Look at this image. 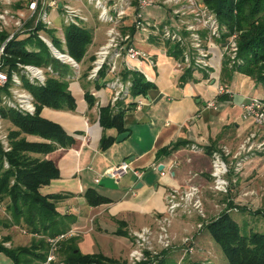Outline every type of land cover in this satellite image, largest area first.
<instances>
[{
    "label": "crops",
    "instance_id": "1",
    "mask_svg": "<svg viewBox=\"0 0 264 264\" xmlns=\"http://www.w3.org/2000/svg\"><path fill=\"white\" fill-rule=\"evenodd\" d=\"M56 1L58 7L55 10L47 7L52 22L56 24L60 19L56 25L63 32L65 25L61 5H74L85 15L86 20L79 26L91 30L92 40L78 64L79 71L74 70V74L66 78L68 90L75 100V108L58 110L44 107L41 110L40 115L59 124L73 142L68 147H57L47 154H35L41 159L52 161L59 172L58 178L42 186L40 192L60 195L56 201V210L65 223V231L73 232L62 243L60 251L65 243L73 241L80 252L86 245L89 249L92 247V252H81L82 254H102L115 260H125L128 259L132 246V232L142 227L156 228L165 208V194L171 187L195 184L202 192V200L206 201L207 195L204 192H210L208 188L211 190L209 172L212 151L225 146L235 152L241 140L249 131L254 130L252 123L242 118L241 104L252 96L264 97V86L234 72L227 82L234 91L233 96L219 95L216 93V84L220 72V56L215 46L211 47L214 53L212 76L216 77L213 83L212 78L205 77L199 71H189L185 75L186 70H180L176 66V56L170 44L133 30L131 35L135 47L150 53L155 65L150 66L147 62L136 59L131 63L138 66L139 70L131 71L123 65L119 75L123 79L125 71L140 73L150 86L144 94L130 99L123 98L118 106H111L114 91L108 90L107 83L114 79V74H105L95 81L83 76L96 51L106 43L109 25L97 19L96 9L86 0ZM127 1L130 6H135L134 15L137 0ZM198 2L204 5L202 0ZM168 9L154 1L153 6L142 12L144 16L152 17V20L159 23L172 22L168 13L171 9ZM199 33L203 34V31L199 30ZM225 40L226 38L223 41ZM60 44L65 46L61 41ZM85 92L94 100L91 106L85 98ZM138 100L143 102L139 109L136 108ZM212 100L216 101V109L206 107L207 102ZM107 105L125 110L123 132L128 131L129 135L120 142L116 141V137L122 132L116 128L104 129L99 123V110ZM258 133L260 137H264L263 128ZM25 137L28 141L43 140L28 134ZM103 137L113 138L114 141L102 147ZM193 144L197 145V151L190 148ZM122 161L128 162V172L119 179L109 177L106 171ZM160 164L166 169L171 168L170 175H159ZM245 167L242 174L247 181L243 187L244 196L240 195L239 199L242 204L257 206L259 199L254 200L249 191L258 194L254 185L259 184L262 201L264 200V154L256 153ZM134 170L140 171L141 176L137 177ZM235 176L233 171L229 173L230 186ZM234 182L236 181L233 184ZM87 191L106 198L107 202L88 204ZM211 192L215 199L223 198L222 204L218 200H212L213 206L220 207L226 203L235 206L233 203L237 199L230 190L227 194ZM199 223L204 224V221L197 215H182L173 219L170 234L178 247L173 253H166L163 263L182 264L184 245L178 242H182L185 237H191L196 242L197 255H203L211 247L216 250L218 257L219 249L205 228L197 229ZM1 256L5 255L0 254V258Z\"/></svg>",
    "mask_w": 264,
    "mask_h": 264
},
{
    "label": "trees",
    "instance_id": "2",
    "mask_svg": "<svg viewBox=\"0 0 264 264\" xmlns=\"http://www.w3.org/2000/svg\"><path fill=\"white\" fill-rule=\"evenodd\" d=\"M202 2L215 13L220 24L226 27L228 33L224 37L238 33L237 57L241 63L233 67L232 71L264 86V0ZM40 33L48 36L59 51L67 53L77 63L82 61L92 40L89 28L64 26V50L55 37L54 30L38 22L31 29L15 34L4 45L3 69L8 72L16 70L17 63L33 64L50 68L51 71L44 85H33L23 79L25 87L35 99L34 115H23L12 109L0 108L3 116L9 118L16 128L9 132L10 149L4 151L0 144V201H7L6 210L13 225L22 226L29 234L41 237L36 243L32 241L29 247L7 248L0 242V254L8 257L13 264H40L47 251L43 237L65 232V223L56 210V201L60 195L40 192L42 186L58 178V169L52 161L34 157L32 154L43 155L57 147H68L72 144L73 139L59 124L45 119L40 113L44 107L58 110L75 108V100L68 90L66 79L74 74V70L70 64L51 54L48 46L39 38ZM6 36V32L0 34V44ZM224 71H228L226 67ZM188 72L189 70L185 71V75ZM100 75L103 77L104 72ZM123 80H131L130 93L133 96L144 94L150 86L143 75L137 72L125 71ZM85 98L90 106L94 103L88 92H85ZM116 104L118 106L120 102ZM124 113V109H114L107 105L99 110V123L104 129L116 128L123 132ZM27 134L43 140L28 141L25 137ZM113 141V138L103 137L101 146H108ZM86 200L90 205L107 202L106 198L91 191H87ZM227 207L234 206L229 203ZM205 229L221 249L226 264H264V233L241 231L240 225L228 210H223L218 217L207 223ZM66 244L68 245L64 247L63 254L64 260L69 264L113 263L112 259L102 254H82L73 241ZM163 259L159 264H166Z\"/></svg>",
    "mask_w": 264,
    "mask_h": 264
},
{
    "label": "built area",
    "instance_id": "3",
    "mask_svg": "<svg viewBox=\"0 0 264 264\" xmlns=\"http://www.w3.org/2000/svg\"><path fill=\"white\" fill-rule=\"evenodd\" d=\"M89 4H92L97 11V19L103 23L109 25L107 30V41L101 46L95 53L96 58L93 61L92 68L88 75V79L95 78L100 71L105 70L106 74H114V79L108 86L114 91L113 101L126 98L130 93L131 82L130 80L123 81L120 75L115 74L118 66L125 65L128 70H139L138 66H135L131 61L141 58L146 61L150 66L155 65V61L148 53L143 50L137 49L130 44L131 35L129 33L121 31L118 27V22L121 18L126 16L127 9H129L130 2L127 0H86ZM154 1L158 4L167 5L174 4L175 8L169 12L171 18L172 14L178 15L177 24H164L158 26L154 21H146L143 15V9L153 6ZM39 7V19L42 20L46 26L51 25V18L47 7L55 10L58 7L56 0H35L31 2L29 11H31L30 17L37 12ZM112 9V10H111ZM205 5H200L198 0H137V8L133 16V26L135 30L147 35L159 36L161 40L171 41L175 44H189L192 48L197 49L199 52L203 51L204 37L199 33L201 28H208L211 35L217 36L219 39L222 34L227 32L224 25L219 29V25L215 19L214 14L211 13ZM210 13V14H209ZM8 11L0 13V21L4 20ZM186 14V15H185ZM23 16V13H20ZM61 16L65 26L75 25L79 26L80 23L86 20L85 15L80 8L75 7L69 3L61 5ZM190 16L193 18L191 21ZM187 18V19H184ZM194 22V23H193ZM180 23V24H179ZM21 19L16 21L18 28L21 26ZM155 26L156 31H150L148 26ZM182 28L188 32L182 35L180 32ZM23 32V31H21ZM15 34L12 33L3 42L0 47V88H7L9 95L2 98V105L8 109L15 110L23 115H34L36 111L35 99L32 94L25 88L23 79L27 80L33 85H44L46 81V72H51L50 68H44L33 64H21L17 63V69L8 72L3 69L2 55L4 53V45L13 38ZM39 38L48 46L51 54L64 63L70 64L72 67H77L78 64L67 53L59 51L52 43L51 39L40 33ZM236 34H232L226 38L225 42L227 47L230 46L233 50L232 63H241L240 59H237L238 46L235 41ZM60 41L65 44L63 32L60 33ZM132 40V39H131ZM222 40V39H221ZM224 40V39H223ZM198 52V54H199ZM187 53H184L186 55ZM197 54V56H199ZM204 56L205 53H204ZM182 58V56L180 57ZM179 58V59H180ZM176 66L178 69H200L207 68L208 65L205 61L199 57L190 60L188 56L179 62L177 60ZM229 92L227 84H217L216 93L219 95L227 94ZM143 102L138 100L136 102V108L139 109ZM206 107L216 109V101H208ZM242 118L249 120L253 129L248 132L244 139L240 142L235 152L230 151L227 147L223 146L219 149H215L211 153V169L209 172L211 185L210 189L215 193H227L230 187V180L228 178L229 173L233 171L235 175L242 173L245 165L249 162L250 158L256 155V153L264 154V137H260L258 131L264 129V97L252 96L247 99L246 102L241 104ZM5 136L2 135L1 123H0V140L3 144H6L4 140ZM192 150L197 151V145L190 147ZM9 150V147L6 148ZM159 175L161 177L170 175L171 168H165L163 164ZM129 170V164L127 161H122L118 165H115L106 171V174L113 178L119 179L124 176ZM134 174L137 177L141 176V172L134 170ZM98 179H96V182ZM235 181L232 179V182ZM166 213L162 215L158 221L156 228L142 227L139 230L133 231V242L131 249L128 253V260L132 264H138L146 261L145 251H149L151 254L158 255L162 249H167L173 238L170 234V227L174 218L180 214L192 215L198 214L202 218L205 216L203 212V200L202 192L200 188L189 183L184 187H171L165 194ZM229 210V209H228ZM203 224H197L198 228H202ZM23 233L26 231L22 230ZM73 235L72 231H65L54 236H45V242L47 244V251L44 260L40 264H69L63 258L60 257V248L62 243L68 240ZM189 240L191 237H185L182 239V244L190 245ZM194 249L193 245H190L187 249L191 253Z\"/></svg>",
    "mask_w": 264,
    "mask_h": 264
},
{
    "label": "rangeland",
    "instance_id": "4",
    "mask_svg": "<svg viewBox=\"0 0 264 264\" xmlns=\"http://www.w3.org/2000/svg\"><path fill=\"white\" fill-rule=\"evenodd\" d=\"M33 1H35V0H0V13H4V11H8V14L6 15L5 19L0 21V34L3 33V32L7 33V36L3 40V42L12 33L17 34V33L21 32V31H25V30L31 29L38 22L43 23L42 20L39 19V13H38V10H39V7H40L39 5H38V8H37V12L35 11L34 14L30 17L31 11H29V6H30L31 2H33ZM134 7L135 6H129L128 13L126 12V16L121 18L119 20V22H118V27H120L121 31L129 33L130 35H131V32H133V30L135 32H137V33H141L139 31L135 30V27L133 26V16H134L133 15V8ZM165 7H167V9L168 8L169 9H174L175 8L174 4H167ZM208 10L211 13L214 14L213 19L216 20V22L219 25V29H221L222 25L220 24V22H219L217 16L215 15V13L209 8H208ZM20 13H23V16H20ZM143 15H145V14L143 13ZM178 15H182V14H174V15L172 14V16H173L172 22L173 23L172 22H168V21H167L168 23L167 22L159 23L158 21L152 20L153 19L152 17H146V16H143V17H144V19H146V21H150V22L154 21L158 26H162L164 24H174V23L177 24L176 22H177V19H178L177 18ZM19 19H21V23H22L20 28H18V26L16 25V21L19 20ZM184 19H187V18H184ZM190 19H191V21L193 20V18L191 16H190ZM52 21H51V25L50 26H47V25L46 26L48 27V29H53L54 33H55V36L60 38V33H61L62 30H61L60 26L56 25L57 23L60 22V19H58L55 22L56 24H54ZM80 24L83 25L82 23H80ZM147 29L150 30V31H156V27L153 26V25L148 26ZM201 29H202L201 31H203V34H201V35L205 39V42H203V46H202V48H204V52L203 51L199 52L197 49L192 48L189 44H185L184 43L182 45H178V44H175L174 42H171V41L161 40V38L159 36H154L153 35V37L157 41L170 44V48H172L171 50L172 51H176L175 53H177V54L174 53V56H176V62H177V60H179V62H181L185 58V56H188V58L190 60H193V58H195V57H199L200 59L205 61L208 65H210L207 68H200V69H197V70L185 68L183 70L202 72L205 77H208L209 79L212 78L213 83L215 82L216 77L212 76V74L214 72V67L212 65L213 64L212 63V57H213L214 53H213V50L211 49V47L215 46V48L217 49V52L219 53V56H220V66L218 68L220 72H219V75L217 77L218 83L219 84H223V85L227 84V87H228V90H229V92L227 94L233 96V92L234 91L229 87L227 82L229 81V78L234 74V72L232 71L233 67H235L237 64H240V63H237V64L232 63L233 50H231L230 46L227 47V43L223 41V39L227 38V37H224V34L228 33V32L223 33L221 38L219 39L217 36L211 35V33L209 32L207 27L206 28H201ZM180 32L182 33V35L186 34V36H188V32L185 30V28H182V30ZM144 33H147V32H144ZM233 34H236L235 41H236V44H237L238 33L236 32V33H233ZM131 39H130V44L135 46L134 43H133L134 41H133L132 35H131ZM3 42L0 44V47L2 46ZM59 42H60V40H59ZM216 46H218V47H216ZM64 48L66 49L65 46H63V49ZM136 48L139 49V50H143V49H140L138 47H136ZM143 51H145V50H143ZM145 52L148 53L147 51H145ZM198 52H199V54H198ZM184 53H187V54L184 55ZM204 53H205L206 56H204ZM148 54L151 56L150 53H148ZM197 54L199 56H197ZM181 56H182V58H180ZM95 58H96V55L94 54V59L92 60L91 65L89 67H87V70L83 74V76L85 78L87 77V79H88V75L90 73V70L92 68L93 61L95 60ZM139 59L142 60L141 58H139ZM237 59H239V58L237 57ZM21 64H25V63H21ZM77 64H79V63H77ZM122 66H123V64L118 66V69H117L115 74H117V75L120 74V71L122 70ZM224 67H226V69L228 71L225 72L224 71ZM72 68H73V70H75V72L79 71V68H77V67H72ZM125 70H123V71H125ZM105 71H106V68H105V70H103L104 75L106 74ZM101 72L102 71H100L95 78L88 79V80H90V81L98 80L99 77L101 76L100 75ZM49 75H50V73L47 71L46 72V78ZM114 77H116V76H114ZM120 79L123 80L122 78H120ZM130 82H131V80H130ZM217 84H216V86H217ZM107 87H108V90H113L108 85H107ZM0 89H1L0 90V108H5V109L8 110V108H6V107H4L2 105V98L4 99L5 96H8L9 95V91H8V89L6 87L5 88H0ZM131 97H133V94L129 93V95H127V97L125 99H130ZM121 100H123V99H119L118 101H113L112 104H110V105L111 106H115L116 103L120 102ZM0 123H1L2 135L5 136L4 140L6 141L7 146H5L6 144H3L1 142V140H0V144H1V146H2L4 151H8L6 148L9 147V149H10L9 132L11 130L16 129V128L11 123L9 118H6V117L3 116L1 110H0ZM32 156L39 157V156H35V154H32ZM245 168L246 167H244V169ZM235 181H236V182H234L235 184H233V182H232V184L230 186V189H229L231 191V193L233 194V197L237 199L236 203H233V205H235L234 207L228 208L227 207V203H226V205H221L220 207L213 206L212 205V203H213L212 200H214L215 197L212 196V192L208 188L207 190L210 191V192H206V191L204 192V195H205V193L207 195L206 196L207 199H206V201H202L203 202V212H204L205 216L202 218L201 216H199L196 213H193L192 215H197L199 217V219L202 218V220L204 221V224H203L202 227L205 228L206 224L209 223L212 219L218 217V215L223 210H228L229 209L228 212L233 217V219H235L238 222V224L241 227V231H243L245 233H249L251 231H258V232L264 233V214H262V212H264V200L262 201L263 196L260 193L261 191H259L261 189L260 185L259 184L258 185L255 184L254 185V187L257 189L256 191L259 192L258 194L255 193V191L254 192L249 191V195L251 194L252 196H254V200L259 199V201L261 203L259 202L257 206L253 205V204L245 205V204H242V200H240L239 197H240V195L244 196L243 187H244V183L247 180L244 179V175L242 173H239L238 175L235 176ZM193 183H194V181H193ZM229 190H228L227 193H229ZM216 200L220 201L221 204L223 202V198H221V197L220 198H216L215 201ZM6 203H7L6 200L0 201V242H2V244L5 247H7V248H16V247H29L31 245L32 241L34 243L40 241L41 237H38L37 235L33 236V235L29 234L22 226H18V225H13L12 224V222L10 221L9 214H8V212L6 210ZM241 208H243V210ZM165 213H166V205H165V208H164V210L162 212V215H164ZM182 215H187V214H180L178 216H182ZM197 229L199 230L200 228H197ZM22 230H24L26 232L23 233ZM43 238L45 239V237H43ZM188 243H190V245L194 246V249H193V251L191 253H189L188 250H187L190 245L188 246L186 244H182L181 241L178 242V244L184 245L183 248H182L183 251H184V259L182 260V264H193V263H200V264H225L226 263V259H225L221 249L219 248V246L217 244H216V246L219 249L218 250V257H217V254L215 252L216 250L214 251V249H212L211 247H209V250H207L203 255L202 254L201 255L200 254L197 255L198 246L196 245V242H193L192 240L191 241L189 240ZM66 245L67 244L65 243L64 247ZM75 245H76V243H75ZM64 247H62V250H61V253H60V257L63 258V259H64V254H63L64 253L63 252L64 251ZM176 247H178L177 246V242H175V240H173L171 242V245L167 249H162L161 251L157 250V251H159L158 255L151 254L149 251L146 250L145 251L146 261L141 262V263H143V264H159L160 260H162V258H165L166 253H168L169 251H172V253H173L174 250H176L175 249ZM91 250H93L92 247L89 249V246L86 245V248L82 249L81 252L89 253V252H92ZM107 258H110V257H107ZM110 259H112L113 263L105 262L104 264H132L131 262H129L128 259L121 260V261L115 260L113 258H110ZM175 259H176V257H175ZM0 264H12V262L10 261L9 258H7L5 256L4 257L1 256Z\"/></svg>",
    "mask_w": 264,
    "mask_h": 264
},
{
    "label": "water",
    "instance_id": "5",
    "mask_svg": "<svg viewBox=\"0 0 264 264\" xmlns=\"http://www.w3.org/2000/svg\"><path fill=\"white\" fill-rule=\"evenodd\" d=\"M128 135H129V132H128V131H126V132H122V133H119V134L117 135V137H116V141H117V142H120V141L124 140ZM162 168H163V166L160 165V166L158 167V170H161Z\"/></svg>",
    "mask_w": 264,
    "mask_h": 264
}]
</instances>
